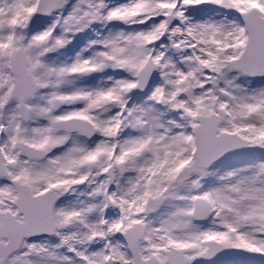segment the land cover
<instances>
[{
	"label": "snow or ice",
	"instance_id": "snow-or-ice-1",
	"mask_svg": "<svg viewBox=\"0 0 264 264\" xmlns=\"http://www.w3.org/2000/svg\"><path fill=\"white\" fill-rule=\"evenodd\" d=\"M0 264H264V0H0Z\"/></svg>",
	"mask_w": 264,
	"mask_h": 264
}]
</instances>
